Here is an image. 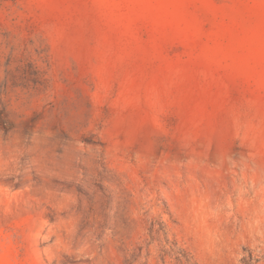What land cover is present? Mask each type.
<instances>
[{
    "label": "rangeland",
    "instance_id": "374dc122",
    "mask_svg": "<svg viewBox=\"0 0 264 264\" xmlns=\"http://www.w3.org/2000/svg\"><path fill=\"white\" fill-rule=\"evenodd\" d=\"M0 264H264V0H0Z\"/></svg>",
    "mask_w": 264,
    "mask_h": 264
}]
</instances>
